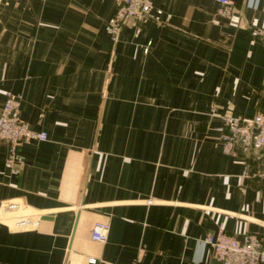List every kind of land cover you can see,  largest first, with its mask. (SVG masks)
Masks as SVG:
<instances>
[{"label": "crops", "instance_id": "0c3cea01", "mask_svg": "<svg viewBox=\"0 0 264 264\" xmlns=\"http://www.w3.org/2000/svg\"><path fill=\"white\" fill-rule=\"evenodd\" d=\"M232 2L153 0L112 41L117 0H0V104L47 133L18 172L0 139V264H218L206 234L264 239V148L219 139L264 110V0Z\"/></svg>", "mask_w": 264, "mask_h": 264}, {"label": "built area", "instance_id": "2783aa9c", "mask_svg": "<svg viewBox=\"0 0 264 264\" xmlns=\"http://www.w3.org/2000/svg\"><path fill=\"white\" fill-rule=\"evenodd\" d=\"M219 4L218 12L228 14L233 6L232 0H216ZM153 0H117L115 13L111 16L107 32L115 41L121 26L131 19L152 16ZM156 14L161 12L155 10ZM251 37L264 42V26H250ZM20 96L7 90L4 100L0 104V139L7 143L5 163L12 172H18L23 162V156L17 151L19 144L29 140H44L45 130L33 128L20 117ZM213 111V109H211ZM219 139L224 152L235 155L237 148H264V110H258L253 116L239 117L224 114L219 126ZM244 172H247L245 169ZM264 180V161L257 172ZM38 224L37 218L17 213L12 220L15 229L34 228ZM109 224L97 221L92 225L90 237L93 240L104 241L107 238ZM208 246L213 256L221 264H261L264 263V239L260 234L247 232L240 236L227 233L219 227L215 233H208L201 241ZM94 261V258H89Z\"/></svg>", "mask_w": 264, "mask_h": 264}, {"label": "water", "instance_id": "95a60500", "mask_svg": "<svg viewBox=\"0 0 264 264\" xmlns=\"http://www.w3.org/2000/svg\"><path fill=\"white\" fill-rule=\"evenodd\" d=\"M217 263H218V264H221V261L217 259ZM261 264H264V263H261Z\"/></svg>", "mask_w": 264, "mask_h": 264}]
</instances>
